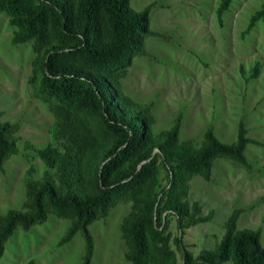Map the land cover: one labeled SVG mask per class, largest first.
Wrapping results in <instances>:
<instances>
[{
	"label": "rangeland",
	"instance_id": "1",
	"mask_svg": "<svg viewBox=\"0 0 264 264\" xmlns=\"http://www.w3.org/2000/svg\"><path fill=\"white\" fill-rule=\"evenodd\" d=\"M128 2L134 10L149 6L151 33L143 36V51L134 53L128 65L111 67L110 78L131 106L147 108L152 136L169 129L178 118L177 140L192 148L203 143L206 129L220 142L233 144L241 124L250 139L242 150L244 164L217 155L207 177L202 172H184L180 198L188 206L197 203L198 214L207 218L184 229L183 245L192 255L212 249L230 212L239 209L236 229L258 230L264 246V23L251 19L264 0H230L220 16L216 15L219 0ZM15 30L0 10V121L10 122L15 148L0 167V220L10 210L31 209L32 184L46 178L58 190L69 185L81 191L95 170L90 160L86 165L47 166L37 154L45 146L61 149L70 131L65 129L63 110L37 91L40 70L33 40H15ZM69 120V129L80 133L86 126L98 142L104 141L94 117L71 115ZM152 155L153 170L138 187L151 186L162 202L165 193L161 189H167L170 170L157 149ZM131 191L117 192L105 214L89 223L90 264H129L122 223L134 210ZM44 208L42 221L12 229L3 242L0 264L80 263V232L64 239L72 217L48 203ZM157 220L165 223L163 234L168 235L173 264H181V249L173 240L179 234L175 216L159 210L154 216Z\"/></svg>",
	"mask_w": 264,
	"mask_h": 264
},
{
	"label": "trees",
	"instance_id": "2",
	"mask_svg": "<svg viewBox=\"0 0 264 264\" xmlns=\"http://www.w3.org/2000/svg\"><path fill=\"white\" fill-rule=\"evenodd\" d=\"M128 1L0 0V10L16 26L14 39L33 40L35 64L40 70L38 93L63 110L65 129L70 131L61 142V149L45 146L37 154L47 166H73L82 162L86 165L88 160L95 165L94 175L87 176L81 191L69 185L58 190L46 178L32 184L31 209L10 210L0 220V255L12 229L17 224L26 228L42 221L46 214L44 203H48L54 210L72 217L64 239L79 231L83 239L79 264H90L93 239L89 223L105 214L117 192L131 188L134 210L122 223L129 264H173V253L167 247L168 235L163 234L165 223L154 221L159 210L176 218L179 234L173 240L181 249V264H223L225 261L264 264L259 231L236 229L239 209L230 212L224 232L212 249H202L192 255L183 245L184 229L207 218L198 214L197 203L188 206L180 198L184 172H202L207 177L211 160L217 155L230 156L244 164L242 150L250 139L244 136L241 124L233 144L220 142L211 129H206L203 143L192 148L177 140L178 118L169 129L152 136L147 108L131 106L110 78L111 67L122 69L128 65L134 53L143 51V36L151 33L149 6L134 10ZM229 2L219 0L217 16ZM258 18L264 23V2L251 16L252 20ZM71 115L94 117L104 133V141L98 142L86 126L80 133L69 129ZM10 128L9 121H0V167L15 149ZM154 149L170 170L167 189H161L165 193L162 202L160 193L154 192L151 186L142 190L138 187L153 170Z\"/></svg>",
	"mask_w": 264,
	"mask_h": 264
}]
</instances>
